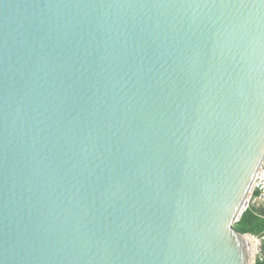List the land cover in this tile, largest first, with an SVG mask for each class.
I'll return each mask as SVG.
<instances>
[{
  "label": "water",
  "instance_id": "1",
  "mask_svg": "<svg viewBox=\"0 0 264 264\" xmlns=\"http://www.w3.org/2000/svg\"><path fill=\"white\" fill-rule=\"evenodd\" d=\"M263 161L264 0H0V264H248Z\"/></svg>",
  "mask_w": 264,
  "mask_h": 264
},
{
  "label": "trees",
  "instance_id": "2",
  "mask_svg": "<svg viewBox=\"0 0 264 264\" xmlns=\"http://www.w3.org/2000/svg\"><path fill=\"white\" fill-rule=\"evenodd\" d=\"M259 212L246 209L240 219L234 224L236 230L241 233H252L264 237V206Z\"/></svg>",
  "mask_w": 264,
  "mask_h": 264
},
{
  "label": "built area",
  "instance_id": "3",
  "mask_svg": "<svg viewBox=\"0 0 264 264\" xmlns=\"http://www.w3.org/2000/svg\"><path fill=\"white\" fill-rule=\"evenodd\" d=\"M249 202H256L258 205L264 206V161L253 181L248 206Z\"/></svg>",
  "mask_w": 264,
  "mask_h": 264
},
{
  "label": "rangeland",
  "instance_id": "4",
  "mask_svg": "<svg viewBox=\"0 0 264 264\" xmlns=\"http://www.w3.org/2000/svg\"><path fill=\"white\" fill-rule=\"evenodd\" d=\"M247 208L253 210V212L256 211L259 212L262 209L260 205L254 202H249V206ZM244 234H248V237L250 236L251 238H254L255 240L258 241V244L253 254L251 255V259H252L251 264H264V253H262V242L259 241L263 237H259L252 233H244Z\"/></svg>",
  "mask_w": 264,
  "mask_h": 264
},
{
  "label": "bare ground",
  "instance_id": "5",
  "mask_svg": "<svg viewBox=\"0 0 264 264\" xmlns=\"http://www.w3.org/2000/svg\"><path fill=\"white\" fill-rule=\"evenodd\" d=\"M245 240H246L247 246H248V254H249L248 255V258H249L248 264H251V261H252L251 255L253 254V252H254L257 244H258V241L255 240L254 238H251L250 236L249 237L246 236Z\"/></svg>",
  "mask_w": 264,
  "mask_h": 264
},
{
  "label": "flooded vegetation",
  "instance_id": "6",
  "mask_svg": "<svg viewBox=\"0 0 264 264\" xmlns=\"http://www.w3.org/2000/svg\"><path fill=\"white\" fill-rule=\"evenodd\" d=\"M262 253H264V241H262Z\"/></svg>",
  "mask_w": 264,
  "mask_h": 264
}]
</instances>
